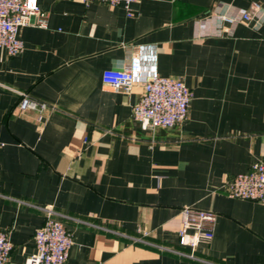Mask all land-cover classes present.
I'll return each mask as SVG.
<instances>
[{"label": "crops", "instance_id": "0c3cea01", "mask_svg": "<svg viewBox=\"0 0 264 264\" xmlns=\"http://www.w3.org/2000/svg\"><path fill=\"white\" fill-rule=\"evenodd\" d=\"M264 0H137L128 16L101 1L38 0L48 26L20 28L0 47V229L24 264L52 206L72 234L66 264H264V203L221 189L264 161V17L213 34L214 11ZM34 18H31V22ZM162 76L192 91L186 120L154 132L132 106L143 88H105L140 46ZM20 92L50 109L18 111ZM86 139V142L84 141ZM216 214L213 237L179 242V209Z\"/></svg>", "mask_w": 264, "mask_h": 264}, {"label": "built area", "instance_id": "2783aa9c", "mask_svg": "<svg viewBox=\"0 0 264 264\" xmlns=\"http://www.w3.org/2000/svg\"><path fill=\"white\" fill-rule=\"evenodd\" d=\"M84 4L101 1L109 6L122 5L128 16L133 15L131 5L137 0H82ZM264 17L259 4L249 9L237 8L229 11H214L208 18L213 20V34H231L238 22H248L252 16ZM34 21L31 22V18ZM40 28L48 26V13L41 9L38 0H0V47L9 56L18 54L23 48L19 36L20 28L26 25ZM101 81L105 88L130 90L141 84L143 91L132 106L131 115L144 130L154 132L157 128H172L182 124L187 116L192 97L191 89L181 80L162 76L156 68L155 46L142 45L132 54L129 63L122 68L103 70ZM18 111H33L40 122L50 109L49 104L26 92H20ZM86 142V139L84 140ZM226 194L234 198L251 199L264 203V161L258 160L245 171L228 177L221 185ZM181 226L179 242L194 250L200 243H208L213 237L216 214L193 206L179 209ZM34 251L24 264H66L68 248L73 242L72 234L56 218L52 206L45 208L43 224L33 235ZM12 244L8 233L0 229V264H10Z\"/></svg>", "mask_w": 264, "mask_h": 264}]
</instances>
